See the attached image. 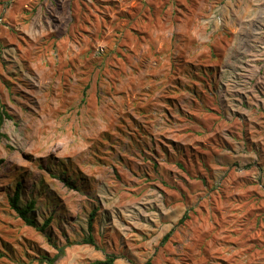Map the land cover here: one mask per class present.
I'll return each mask as SVG.
<instances>
[{
    "label": "rangeland",
    "instance_id": "374dc122",
    "mask_svg": "<svg viewBox=\"0 0 264 264\" xmlns=\"http://www.w3.org/2000/svg\"><path fill=\"white\" fill-rule=\"evenodd\" d=\"M1 115L0 264H264V0H0Z\"/></svg>",
    "mask_w": 264,
    "mask_h": 264
},
{
    "label": "trees",
    "instance_id": "16d2710c",
    "mask_svg": "<svg viewBox=\"0 0 264 264\" xmlns=\"http://www.w3.org/2000/svg\"><path fill=\"white\" fill-rule=\"evenodd\" d=\"M2 121H3V117L1 115L0 122ZM20 186H21L20 183H17V186L14 190V194L10 197V205L12 209L27 225L34 227L40 232H46V229L51 223L52 216H49L42 223H39V221H37V219L33 216V212L36 209V203H37L36 199L30 198L28 201L22 204ZM93 215L94 214L91 213V220L93 219ZM90 225L92 226V223H90ZM47 237L49 240H51L48 234ZM80 242L95 244L94 238L91 234L83 238L81 241L67 240L64 245L61 246L54 245L55 248L57 249V253H55L53 256L43 255L40 257L39 262L47 263V264H56V262L66 254V248L68 246ZM115 260H116V255L108 254L105 259H97L93 261L91 264H113Z\"/></svg>",
    "mask_w": 264,
    "mask_h": 264
}]
</instances>
